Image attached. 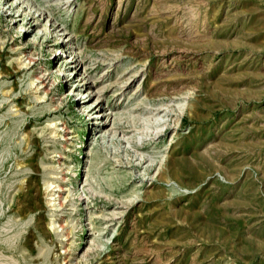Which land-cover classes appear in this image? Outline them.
I'll return each instance as SVG.
<instances>
[{"label":"rangeland","instance_id":"1","mask_svg":"<svg viewBox=\"0 0 264 264\" xmlns=\"http://www.w3.org/2000/svg\"><path fill=\"white\" fill-rule=\"evenodd\" d=\"M67 260L264 264V0H0V264Z\"/></svg>","mask_w":264,"mask_h":264},{"label":"bare ground","instance_id":"2","mask_svg":"<svg viewBox=\"0 0 264 264\" xmlns=\"http://www.w3.org/2000/svg\"><path fill=\"white\" fill-rule=\"evenodd\" d=\"M2 9V8H1ZM12 17H14V16H12ZM14 23H17V22H14ZM15 26H17V24L15 25ZM23 29V28H22ZM29 60H32L31 58L30 59H28V61ZM24 65V64H23ZM38 78V77H37ZM36 78V79H37ZM39 80H41L40 78H39ZM41 82H43V80H41ZM44 84V83H43ZM44 86V85H43ZM60 131H63V132H65L66 131V127L64 126V125H62V127H61V129H60ZM62 132V133H63ZM61 134V133H60ZM65 134V133H64ZM63 135V134H62ZM57 187L54 189V192L53 193H51L50 194V197L48 198L49 200L48 201H50V204L51 205H62V199L63 198H66V197H63L62 195V193L65 191V188H63V186H61V185H56ZM69 192H70V189H69ZM55 200H57V202L55 203ZM72 243V242H71ZM64 247V246H63ZM66 250H67V248L65 249V252H66ZM65 263H67V264H70V261H65Z\"/></svg>","mask_w":264,"mask_h":264}]
</instances>
